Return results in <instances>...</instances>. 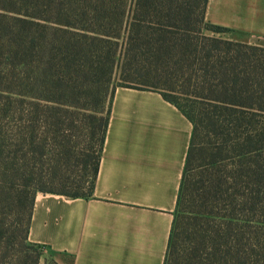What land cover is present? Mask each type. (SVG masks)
I'll list each match as a JSON object with an SVG mask.
<instances>
[{
  "label": "trees",
  "instance_id": "1",
  "mask_svg": "<svg viewBox=\"0 0 264 264\" xmlns=\"http://www.w3.org/2000/svg\"><path fill=\"white\" fill-rule=\"evenodd\" d=\"M205 1L0 0V264H57L33 198L90 194L115 85L191 123L163 264H264V48L204 34Z\"/></svg>",
  "mask_w": 264,
  "mask_h": 264
},
{
  "label": "crops",
  "instance_id": "2",
  "mask_svg": "<svg viewBox=\"0 0 264 264\" xmlns=\"http://www.w3.org/2000/svg\"><path fill=\"white\" fill-rule=\"evenodd\" d=\"M209 36L264 48V0H206ZM191 123L147 87L116 86L90 194L36 192L27 240L57 264H163ZM44 262V261H43Z\"/></svg>",
  "mask_w": 264,
  "mask_h": 264
},
{
  "label": "rangeland",
  "instance_id": "3",
  "mask_svg": "<svg viewBox=\"0 0 264 264\" xmlns=\"http://www.w3.org/2000/svg\"><path fill=\"white\" fill-rule=\"evenodd\" d=\"M114 83L118 85V84H123V83H125V82H122V81H120V80H115ZM115 87H116V85H115ZM171 98H172L173 100L177 101L178 104H183V102L180 100L179 96L176 97V96H174V95H171ZM108 106H109V100H107V102H105V108L108 107ZM107 114H108V113H107ZM102 115H103V116H106V115L104 114V112L102 113ZM56 189H61V188H60V187H57ZM64 189H66V190H70L68 187H65ZM82 190H84V188L78 189V190H76V191H82ZM43 261H47V259L42 258V261H41V262H43Z\"/></svg>",
  "mask_w": 264,
  "mask_h": 264
}]
</instances>
